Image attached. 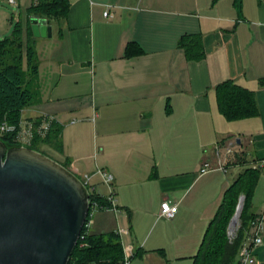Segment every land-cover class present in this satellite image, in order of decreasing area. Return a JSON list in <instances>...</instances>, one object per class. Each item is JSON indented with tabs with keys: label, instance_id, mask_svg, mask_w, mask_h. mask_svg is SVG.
I'll return each mask as SVG.
<instances>
[{
	"label": "crops",
	"instance_id": "0c3cea01",
	"mask_svg": "<svg viewBox=\"0 0 264 264\" xmlns=\"http://www.w3.org/2000/svg\"><path fill=\"white\" fill-rule=\"evenodd\" d=\"M70 3L66 19L48 24L52 37H35L38 99L21 126L62 127L63 152L43 150L106 201L98 170L114 177L118 211L95 210L89 232L119 234L131 264H193L225 192L250 167L260 172L251 209L264 217V0L241 10L234 0ZM192 35L202 37L200 61L180 47ZM230 80L255 92L258 117L222 115L216 90ZM166 200L178 206L173 219L161 216Z\"/></svg>",
	"mask_w": 264,
	"mask_h": 264
},
{
	"label": "trees",
	"instance_id": "16d2710c",
	"mask_svg": "<svg viewBox=\"0 0 264 264\" xmlns=\"http://www.w3.org/2000/svg\"><path fill=\"white\" fill-rule=\"evenodd\" d=\"M215 2L219 0H214ZM235 7L242 9L243 0H234ZM70 0H33L28 9L27 22L19 21L11 37L0 40V122L6 121L21 126L22 110L31 107L38 99L37 79L39 66L37 61L36 40L33 34L31 18H44L48 24L67 18ZM132 46L127 54H132ZM189 61L204 58V47L200 35L184 36L180 40ZM219 110L228 121H239L258 117L260 114L256 94L234 81H226L217 86ZM35 123L31 148L50 156L43 147L63 152L62 127L50 124L48 130L37 129ZM18 134L0 135L8 145L22 144ZM237 162H247L242 154L234 153ZM68 168V165L62 163ZM260 178L257 168H246L227 189L223 202L215 218L210 222L198 253L192 258L193 264H240L239 253L246 244L252 221L258 216L252 212V199ZM241 196L245 197L240 215V229L236 239L230 242L228 228L237 211ZM92 205L97 202L107 206V201L99 194L91 195ZM90 220V218H89ZM89 221L84 227L69 264H122L124 249L121 238L116 232L95 234L89 232Z\"/></svg>",
	"mask_w": 264,
	"mask_h": 264
},
{
	"label": "water",
	"instance_id": "95a60500",
	"mask_svg": "<svg viewBox=\"0 0 264 264\" xmlns=\"http://www.w3.org/2000/svg\"><path fill=\"white\" fill-rule=\"evenodd\" d=\"M31 25L34 37H52L46 19L33 17ZM91 210L90 190L78 175L29 145L0 138V264H69Z\"/></svg>",
	"mask_w": 264,
	"mask_h": 264
},
{
	"label": "built area",
	"instance_id": "2783aa9c",
	"mask_svg": "<svg viewBox=\"0 0 264 264\" xmlns=\"http://www.w3.org/2000/svg\"><path fill=\"white\" fill-rule=\"evenodd\" d=\"M8 2L11 5H17L18 0H8ZM106 17L109 16V12L106 11L104 14ZM50 127L49 121L47 122V125L43 127V129L48 130ZM18 134V140L22 142V144L30 145L33 138V127L30 126L27 129L21 128L18 130L16 125H11L6 121L0 122V135L5 134ZM233 150L231 147L227 148V155H232ZM209 164H205L204 168L202 169V173L206 172L209 168ZM100 175L102 176L104 184L109 189V196H108V204L107 206H100L97 202H94L92 205L91 214L99 209V208H107L111 209L115 212L118 211L115 197H114V177L103 170H98ZM84 183L88 186L91 195L92 194H98L96 191V186H93L90 182V177L85 176L83 178ZM178 213V206L175 204H171L170 201L166 200L161 204V216L173 219L175 215ZM240 218L239 221L236 223L235 226L228 228V238L230 242H232L234 239H236L238 231L240 229ZM263 231H264V217L263 216H257L252 221V226L250 230V235H248L247 242L240 250L239 253V260L240 264H255V251L258 247H260L263 243ZM122 264H131L130 258L124 253V261Z\"/></svg>",
	"mask_w": 264,
	"mask_h": 264
},
{
	"label": "rangeland",
	"instance_id": "374dc122",
	"mask_svg": "<svg viewBox=\"0 0 264 264\" xmlns=\"http://www.w3.org/2000/svg\"><path fill=\"white\" fill-rule=\"evenodd\" d=\"M32 1L33 0H20L17 5H11L8 0H0V40L11 37L19 21L22 20L24 23L27 22L28 9L31 7ZM47 153L53 159H59L61 161L57 160L58 162L64 163L61 158L53 152ZM78 176L83 179L81 174H78Z\"/></svg>",
	"mask_w": 264,
	"mask_h": 264
}]
</instances>
